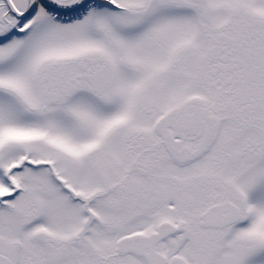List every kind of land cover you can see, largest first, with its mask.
Segmentation results:
<instances>
[{"label":"snow or ice","instance_id":"1","mask_svg":"<svg viewBox=\"0 0 264 264\" xmlns=\"http://www.w3.org/2000/svg\"><path fill=\"white\" fill-rule=\"evenodd\" d=\"M0 264H264V0H0Z\"/></svg>","mask_w":264,"mask_h":264}]
</instances>
